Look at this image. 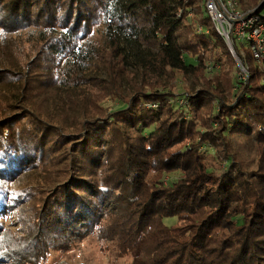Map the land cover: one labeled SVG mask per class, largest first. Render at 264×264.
I'll return each mask as SVG.
<instances>
[{"label":"trees","instance_id":"1","mask_svg":"<svg viewBox=\"0 0 264 264\" xmlns=\"http://www.w3.org/2000/svg\"><path fill=\"white\" fill-rule=\"evenodd\" d=\"M204 1L0 0V191L38 182L14 199L31 231L7 254L45 257L84 224L134 264H264V62L235 81Z\"/></svg>","mask_w":264,"mask_h":264},{"label":"rangeland","instance_id":"2","mask_svg":"<svg viewBox=\"0 0 264 264\" xmlns=\"http://www.w3.org/2000/svg\"><path fill=\"white\" fill-rule=\"evenodd\" d=\"M240 3L242 6L241 0ZM262 14L264 15V10ZM104 32L105 26L98 27L94 31L91 39L102 42L104 39ZM28 34L29 32L25 31L22 33V37L26 38ZM242 48L245 51L249 67L253 70H258L259 63L252 58L246 47ZM188 62L195 65L197 64L194 60H188ZM236 63L238 64V62ZM237 64L232 72L235 81L238 77ZM218 69L219 66L209 64L207 74L212 76L214 73H217ZM186 88V83L181 75L177 77V87L175 89H172V87L168 88L172 89L176 95L174 99L176 101L174 103L175 108L186 105L185 101H182ZM101 106L108 109L110 113L126 107L123 103L111 99L103 101ZM153 130L154 128L145 131L144 134L149 135ZM239 146L243 151L242 156L243 158L245 156L244 159L248 167L251 170H256L262 162L257 158L253 147H251L250 143H245L242 138H238V147ZM204 151L209 157H213L210 156L214 153L210 147H205ZM213 163H215L217 170L225 169L226 167V164L220 167L217 161H213ZM179 178L180 175L178 173L166 175L163 183L166 186H170L178 181ZM37 183L33 175H26L17 180H7L3 184L5 188L3 191H0V264H134L133 257L131 256L124 258L119 257L115 243L101 241L98 237V229L91 232L85 228L84 224L80 225L78 229L71 230L66 234V239L63 243V245H66L64 246L66 247L65 249H52L48 251V255H45V257L36 256L34 259V252L30 251V257H25L24 252L20 253L19 256L7 254L4 250L6 246L10 244L9 247H11L14 242L24 245L31 231L29 223L27 222L30 218V213H28V211H31L30 209L32 208V205L29 203L30 199L22 200L21 203H17V200L14 201V199L26 195L24 193L25 189L28 188L27 190L30 191L29 188L36 187ZM174 223V221H169V224Z\"/></svg>","mask_w":264,"mask_h":264},{"label":"built area","instance_id":"3","mask_svg":"<svg viewBox=\"0 0 264 264\" xmlns=\"http://www.w3.org/2000/svg\"><path fill=\"white\" fill-rule=\"evenodd\" d=\"M263 10L260 7L243 10L240 0H205L203 3L205 15L211 19L216 31L238 62V82L246 83L250 77L249 65L242 61L246 58L242 47H246L258 63L264 62ZM198 33L208 31L199 27Z\"/></svg>","mask_w":264,"mask_h":264}]
</instances>
